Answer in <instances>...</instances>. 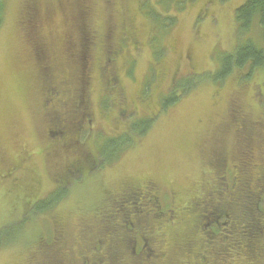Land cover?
Wrapping results in <instances>:
<instances>
[{"label": "rangeland", "instance_id": "obj_1", "mask_svg": "<svg viewBox=\"0 0 264 264\" xmlns=\"http://www.w3.org/2000/svg\"><path fill=\"white\" fill-rule=\"evenodd\" d=\"M2 1L0 225L20 220L31 210L33 201L53 187L65 157L75 154V150L81 157L90 155L89 135L72 148L63 141L52 146L49 139V132L55 129L53 120L74 109L69 106L73 88L86 91V121L90 119L91 134L92 128L105 133L122 130L119 119L113 121L100 115L98 98L106 95L102 111L112 110L113 105L117 114L121 107H133L138 115L155 109V96L166 93L164 87L173 79V72L212 70L218 62L215 55L234 49L235 9L245 0H188L183 10L176 12L175 0H143L141 9L142 0ZM158 1L166 3L173 12L169 14L176 19L165 33L155 32L145 17L148 6L159 8ZM251 33L257 36L258 29ZM89 37L92 42L85 49ZM123 39L136 44L133 48L129 44L122 47ZM155 50L159 52L157 59ZM107 51H117V58L109 62ZM124 51L133 61L127 67ZM73 52H85L86 61L75 62ZM100 66L113 73L119 97L113 92V83L103 91L107 76L100 73ZM240 76L235 71L221 87L202 83L163 113L145 139L124 153L114 166L104 170L89 168L86 177H78L76 183L68 182L67 195L52 216L43 214L47 220L37 217L28 221L24 227L27 231L18 243L0 251V264H35L36 260L42 261L45 252L58 264H82L85 255L93 262L103 258L108 241L99 234L103 216L96 213L102 210L108 195L122 185L149 180L166 188L176 206L190 203L209 185L211 174L207 172L215 168L209 163L213 157L233 161L234 156L248 148L237 133L235 119L239 115L245 116L246 126L261 129L262 134L250 140L247 167L256 179L264 164V73L257 70L244 82ZM69 83L71 90L66 91ZM55 85L58 97L50 94L49 87L54 86L55 90ZM143 88L147 92L153 88L152 104L148 107L139 102L144 101ZM109 114L115 116L113 111ZM95 144L98 145L96 141ZM193 214L182 210L178 228L185 226L186 231L178 238L171 237L169 229L152 234L150 243L156 250L153 254H164L155 256L160 263L184 264L183 254L188 249H192L191 254L187 253L197 261L201 241L197 231L191 229ZM49 230L61 234L51 249L39 239L47 237ZM98 237H103L100 250ZM130 248L127 252L131 257L125 256L122 264H148L134 257ZM259 248L263 251L253 264H264V240L259 242ZM185 264L197 263L188 259Z\"/></svg>", "mask_w": 264, "mask_h": 264}, {"label": "trees", "instance_id": "obj_2", "mask_svg": "<svg viewBox=\"0 0 264 264\" xmlns=\"http://www.w3.org/2000/svg\"><path fill=\"white\" fill-rule=\"evenodd\" d=\"M187 1L175 0L174 11L183 10ZM142 6H144L143 0L140 3V9ZM150 7L148 6L146 9L148 11L145 17L152 22L155 32L165 33L176 22L175 16L169 14L172 11L166 3H161L157 10ZM3 10L4 4L0 0V25L3 20ZM234 20L236 24L234 49L215 55L218 62L212 70H190L188 72L176 70L177 72H173V79L164 87L166 93L161 95L158 93L155 96V109L153 107L150 111H141L142 113L138 115L135 114L136 110L133 107H121L119 116L112 105L110 111H113L115 116L111 117L110 111H102L101 109V105L103 106L102 103L107 96L99 97L100 115L105 116L104 118H111L113 121L119 119L117 122L123 126L120 131L114 130L115 132L105 133V131L92 128L91 134L88 128L91 125L90 119L86 121L87 116H89L87 98L85 101L86 91L81 90L82 87L73 88L69 97L72 102L69 103V106L71 105L74 109L71 110V113L65 112L64 117L59 114V117L62 118L58 117L53 120L52 124L55 129L49 132V139L52 146L63 141L72 148V145L77 147L76 143L78 144L80 139L86 140L91 137L90 155L81 157L79 151L75 150L73 151L75 154L69 158L65 157V163L58 172L53 187L44 196L34 200L35 203H33L31 210L20 217V220L15 219L0 225V251L18 243L27 231V228L24 227L28 221L37 217L41 219L43 217L47 220L48 218L44 217L46 214L48 217L52 216L56 207L67 195L65 187L68 182L76 183L78 177H86L89 168L104 170L106 166H114L124 153L145 139L156 120L163 113H166L181 98L194 91L199 85L203 83L221 87L235 71L241 73L239 80L242 82L248 81L253 72L257 70L264 73V0H245L235 9ZM253 29H258L257 36L251 33ZM130 39H123L122 47H127L126 44L129 46L136 44L135 41L130 43ZM91 42V37L87 38L86 43H84L85 49L90 46ZM134 49H138V47H134ZM163 51L161 47L159 52L162 53ZM107 52L109 54V51ZM159 52L158 50L154 51L155 59H157ZM126 53L124 51V61L127 67V65H132L133 61L130 60V54ZM71 54L77 63L86 61L85 52L80 53V55L78 52ZM117 55V51L110 52L108 61L112 62L114 58H117ZM102 66H100L99 71L104 78L107 76V80L103 84V91H106V86L110 89L115 80L110 69L108 71L107 67L104 70ZM46 78L48 79V76ZM156 79L157 76L155 81ZM113 85V92L119 97L115 87L116 83ZM56 87L58 86L55 85V90L54 86L49 87L50 94L53 92V95H57L54 97H58ZM67 87L69 88L65 89L66 91L71 90L70 83ZM143 90L145 92H142L144 101H139L138 97L135 100L142 103L141 106L148 107L149 103L152 104L153 88L148 92L144 88ZM129 108L132 109L128 111ZM74 115L78 116V119ZM68 117L71 118V121L68 120ZM244 118L245 116L239 115V119L236 118L235 121L238 136L245 141L248 148L239 152L238 157L234 156L233 161H226L223 157H213L209 163L215 168L212 167L207 172V174H211L209 185L205 186V192L198 195L190 203L181 207L176 206L171 194L165 191L166 188L163 189L156 182L149 180L140 184L128 183L120 186V190H113L108 195L102 210L96 213H102L103 216L98 226L99 234L107 237L108 241L105 255L103 258L98 257L96 259L95 257L94 262L92 258L88 259L90 256L85 255L82 264H90L91 262H93L92 264H122L121 260L125 256L131 257L127 252L129 246L133 256L142 258L144 263L166 264L160 263L157 260L159 258H155L156 255L162 257L164 254L161 252L153 254L155 249L151 245L150 239L152 234H159L158 232H163L165 229L171 230V237L173 235L174 239L180 237L185 230V226L178 228L181 225L180 214L182 210L194 213L191 229L197 231L201 241V253L197 256V261L187 253L190 252L191 254L192 249L187 248L188 250L183 254L184 264L188 259L190 262L193 259V262L197 264H253L258 254L263 251L259 248V242L264 240V164L257 172L256 179L249 174L247 167L251 154L249 151L250 140L262 133L260 128L246 126ZM95 141L98 143L97 146ZM85 170H87L86 174H84ZM75 176L77 179L74 178ZM65 177L72 180L68 181V178L64 180ZM52 222L54 223V221ZM23 230L25 231L22 232ZM48 233L50 234L47 237L39 239L43 241L45 247L51 249L55 246L54 244L60 241L61 234L57 232L55 235V231L52 230H49ZM103 237L97 239L99 250ZM35 264H58V261L56 258H52L50 253L45 252L42 261L36 260ZM174 264L181 263L175 262Z\"/></svg>", "mask_w": 264, "mask_h": 264}]
</instances>
